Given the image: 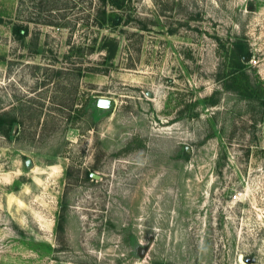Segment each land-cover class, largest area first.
I'll use <instances>...</instances> for the list:
<instances>
[{
    "label": "rangeland",
    "instance_id": "obj_1",
    "mask_svg": "<svg viewBox=\"0 0 264 264\" xmlns=\"http://www.w3.org/2000/svg\"><path fill=\"white\" fill-rule=\"evenodd\" d=\"M116 1L0 0V264H264V0Z\"/></svg>",
    "mask_w": 264,
    "mask_h": 264
},
{
    "label": "trees",
    "instance_id": "obj_2",
    "mask_svg": "<svg viewBox=\"0 0 264 264\" xmlns=\"http://www.w3.org/2000/svg\"><path fill=\"white\" fill-rule=\"evenodd\" d=\"M99 2L101 6L99 7L97 14H95L94 17L95 24L97 26L104 27L105 24H108V22L111 21L112 24L119 25L122 21V16L120 14L110 16L106 11V6L108 4H114V3L117 4L118 6H121L122 3H119L116 0H99ZM12 31L18 38L23 37L28 32V26L21 23H17L14 24ZM114 50H115V46L113 50H111L110 55L114 53ZM108 56H106V58H108Z\"/></svg>",
    "mask_w": 264,
    "mask_h": 264
},
{
    "label": "water",
    "instance_id": "obj_3",
    "mask_svg": "<svg viewBox=\"0 0 264 264\" xmlns=\"http://www.w3.org/2000/svg\"><path fill=\"white\" fill-rule=\"evenodd\" d=\"M114 104H115V101L113 99H109V98H106V97H101V98L98 99V105L100 107L110 108ZM187 150H189V149H187ZM27 165H31V160H27ZM92 176L93 177H99V175L98 174H95V173H92ZM144 251H145V249H143L141 251V255L144 254Z\"/></svg>",
    "mask_w": 264,
    "mask_h": 264
},
{
    "label": "built area",
    "instance_id": "obj_4",
    "mask_svg": "<svg viewBox=\"0 0 264 264\" xmlns=\"http://www.w3.org/2000/svg\"><path fill=\"white\" fill-rule=\"evenodd\" d=\"M236 197V196H235Z\"/></svg>",
    "mask_w": 264,
    "mask_h": 264
}]
</instances>
